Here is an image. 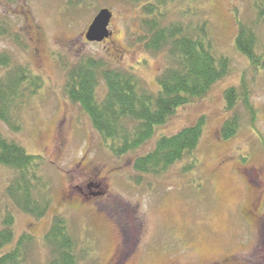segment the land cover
Wrapping results in <instances>:
<instances>
[{
  "label": "rangeland",
  "instance_id": "374dc122",
  "mask_svg": "<svg viewBox=\"0 0 264 264\" xmlns=\"http://www.w3.org/2000/svg\"><path fill=\"white\" fill-rule=\"evenodd\" d=\"M253 2L202 0L213 53L229 59V72L156 130L155 138L171 136L203 120L195 168L184 171L187 163L181 162L154 177L133 170L134 160L151 150L153 140L114 157L63 90L67 70L92 57L130 71L141 90L157 93L166 52L148 53L138 41L140 5L125 0H0V21L9 24L11 35L0 37V52L43 80L22 114V130L12 133L0 124L8 139L43 158L42 172L49 181L51 203L43 218L15 214V239L27 233L37 241L33 264L44 261L42 237L57 216L68 222L79 264H264V69L252 67L234 46L239 20L252 28L256 51L264 54V25ZM179 7L170 5L169 20L188 23ZM102 9L111 13L110 36L90 43L85 33ZM191 21L196 27L197 19ZM242 83L253 115L240 102L226 109L225 91H239ZM104 92L101 83L98 97ZM234 117L236 132L223 139L222 127ZM10 175L0 166V216L10 207L4 196Z\"/></svg>",
  "mask_w": 264,
  "mask_h": 264
},
{
  "label": "trees",
  "instance_id": "16d2710c",
  "mask_svg": "<svg viewBox=\"0 0 264 264\" xmlns=\"http://www.w3.org/2000/svg\"><path fill=\"white\" fill-rule=\"evenodd\" d=\"M139 4L141 31L139 42L148 53L166 52V67L157 79L156 94L139 88L135 75L128 70L112 69L92 57L80 59L66 72L64 93L67 99L80 107L103 146L114 157L132 153L151 140L153 147L137 157L133 170L139 175L160 176L177 163H187L184 171L196 166L194 154L202 135L203 120L178 133L155 138L157 128L164 126L180 107L203 98L229 72V59L213 53L208 31L206 10L202 0H125ZM179 4L183 21L169 20L170 5ZM258 21L264 25V0H254ZM199 5V6H198ZM191 18L197 19L192 27ZM234 40L235 49L249 64L264 69V54L256 51L257 38L250 26L238 20ZM9 24L0 21V37H10ZM15 42H20L16 35ZM0 124L8 131L22 130V114L43 86L40 76L28 66L13 63L7 52H0ZM104 87L103 97L98 88ZM226 109L240 102L247 111H253L248 90L242 83L239 91L229 88L224 94ZM253 115V112H252ZM238 125L236 117L222 127L223 139L231 138ZM155 138V139H154ZM187 161V162H186ZM43 158L31 155L0 130V166L10 171L4 196L10 202L0 216V264H33L32 251L38 246L27 233L15 239L16 212L36 220L43 218L51 203L48 179L43 175ZM15 211V212H14ZM47 249L42 264H79L80 254L62 216L52 222L42 237Z\"/></svg>",
  "mask_w": 264,
  "mask_h": 264
},
{
  "label": "water",
  "instance_id": "95a60500",
  "mask_svg": "<svg viewBox=\"0 0 264 264\" xmlns=\"http://www.w3.org/2000/svg\"><path fill=\"white\" fill-rule=\"evenodd\" d=\"M111 20V13L102 9L95 16L85 33V39L90 43H100L109 38L108 26Z\"/></svg>",
  "mask_w": 264,
  "mask_h": 264
}]
</instances>
